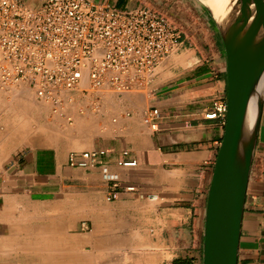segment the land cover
I'll list each match as a JSON object with an SVG mask.
<instances>
[{
    "label": "crops",
    "instance_id": "1",
    "mask_svg": "<svg viewBox=\"0 0 264 264\" xmlns=\"http://www.w3.org/2000/svg\"><path fill=\"white\" fill-rule=\"evenodd\" d=\"M21 1L36 8L46 0ZM92 1L156 8L181 28V47L167 59L149 95L111 94L102 100L105 129L100 139L110 151L91 169L68 166V152L50 145L42 129L31 131L35 95L27 84L0 85V236L12 240L5 231L15 225L19 199L30 192L46 199L69 190L85 205L87 220L100 236L104 248L96 257L101 264H204L207 199L225 131L220 119L205 116L217 98L227 97L220 32L194 0ZM151 107L161 112L156 131L143 120ZM124 150L136 166L117 164ZM111 173L119 175L122 185L119 197L109 201ZM127 185L137 190L127 191ZM53 233L58 241L61 230ZM237 264H264V106Z\"/></svg>",
    "mask_w": 264,
    "mask_h": 264
},
{
    "label": "built area",
    "instance_id": "2",
    "mask_svg": "<svg viewBox=\"0 0 264 264\" xmlns=\"http://www.w3.org/2000/svg\"><path fill=\"white\" fill-rule=\"evenodd\" d=\"M181 42V29L149 5L120 8L92 0H46L33 8L21 0H0V85L25 83L63 114L74 91L100 101L109 93L149 89L157 67L179 51ZM227 110V97L217 98L205 116L225 125ZM160 115L158 107H151L144 123L156 131ZM109 151L97 141L90 149L71 151L68 165L91 169ZM128 154L124 150L117 164L136 166L137 160L126 159ZM109 179L114 189L107 199L112 201L122 184L116 173ZM125 188L137 190L134 185Z\"/></svg>",
    "mask_w": 264,
    "mask_h": 264
},
{
    "label": "water",
    "instance_id": "3",
    "mask_svg": "<svg viewBox=\"0 0 264 264\" xmlns=\"http://www.w3.org/2000/svg\"><path fill=\"white\" fill-rule=\"evenodd\" d=\"M200 1L214 20L225 46L228 104L207 199L204 264H237L264 106V0H229L230 10L222 22L210 3ZM253 97L257 110L250 126L247 120Z\"/></svg>",
    "mask_w": 264,
    "mask_h": 264
},
{
    "label": "rangeland",
    "instance_id": "4",
    "mask_svg": "<svg viewBox=\"0 0 264 264\" xmlns=\"http://www.w3.org/2000/svg\"><path fill=\"white\" fill-rule=\"evenodd\" d=\"M194 1L207 10L200 0ZM192 17L196 15L193 14ZM167 59L157 67L155 78ZM150 91L151 87L143 92L126 94L149 95ZM72 94L73 100L65 104L63 114L55 112L51 103L33 97L32 105L36 110L30 120L31 131L42 129L50 145H58L61 152L69 154L71 151L90 149L93 141L101 142L100 135L105 129L102 100L113 93L107 94L100 101L79 91ZM115 117H111L112 121ZM65 191L56 196L51 193V197L46 199L42 194L30 192L29 197L19 199L13 216L15 225L7 227L5 231L12 240L0 236V264H101L102 258L96 255H99L98 250H102L104 246L98 241L99 234L87 220L86 207L75 195L67 193L69 190ZM55 230H61L58 241L53 233ZM95 240V247H92Z\"/></svg>",
    "mask_w": 264,
    "mask_h": 264
},
{
    "label": "bare ground",
    "instance_id": "5",
    "mask_svg": "<svg viewBox=\"0 0 264 264\" xmlns=\"http://www.w3.org/2000/svg\"><path fill=\"white\" fill-rule=\"evenodd\" d=\"M210 5L214 8V13L216 14V17L219 18V20L222 22L226 16L228 15L227 13L230 10V3L229 0H206ZM227 10V11H226ZM261 89V88H259ZM254 99L251 100L250 106H249V116L247 123L248 125L253 124V119L256 114V97H253Z\"/></svg>",
    "mask_w": 264,
    "mask_h": 264
}]
</instances>
